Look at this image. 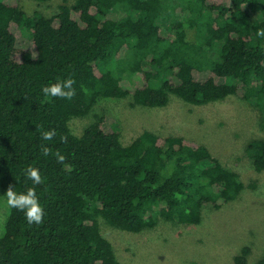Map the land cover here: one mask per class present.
<instances>
[{
	"label": "trees",
	"instance_id": "1",
	"mask_svg": "<svg viewBox=\"0 0 264 264\" xmlns=\"http://www.w3.org/2000/svg\"><path fill=\"white\" fill-rule=\"evenodd\" d=\"M258 29L264 0H63L47 15L0 0V197L35 187L44 209L40 224L10 209L0 264H126L100 220L132 233L158 218L196 225L204 208L233 200L239 175L194 139L143 130L124 144L107 114L79 135L69 122L104 98L159 108L172 96L193 105L237 96L262 112L264 130ZM68 78L71 99L45 97L44 87ZM245 152L262 172L264 138ZM29 166L39 185L25 178ZM249 253L243 246L234 263Z\"/></svg>",
	"mask_w": 264,
	"mask_h": 264
},
{
	"label": "rangeland",
	"instance_id": "2",
	"mask_svg": "<svg viewBox=\"0 0 264 264\" xmlns=\"http://www.w3.org/2000/svg\"><path fill=\"white\" fill-rule=\"evenodd\" d=\"M63 0H20L25 11L52 14ZM71 2L72 0H67ZM113 118L111 127L124 144L143 130L159 135H182L208 147L212 156L237 172L244 187L218 209L206 207L201 222L183 225L158 218L153 228L132 233L100 220L101 234L112 244L117 259L126 264H235L243 246L250 248L247 264L264 254V170L257 172L245 152L246 144L264 138L262 112L237 97L193 105L172 96L159 108L131 106L127 100L99 99L91 112L74 117L69 126L81 134L95 116ZM2 197V196H1ZM10 209L0 199V237Z\"/></svg>",
	"mask_w": 264,
	"mask_h": 264
},
{
	"label": "clouds",
	"instance_id": "3",
	"mask_svg": "<svg viewBox=\"0 0 264 264\" xmlns=\"http://www.w3.org/2000/svg\"><path fill=\"white\" fill-rule=\"evenodd\" d=\"M258 37H264V29H258L256 32ZM75 81L71 78L58 80L54 84H50L42 89L45 97H58L64 99H71L75 94L73 84ZM55 135L54 131H45L42 133L44 140H51ZM49 150L44 149V155H47ZM58 161L62 162L64 157L57 154ZM24 176L27 180H31L33 185H39L42 182V177L39 169L29 166L24 170ZM3 200L7 208L16 209L23 212L24 218L28 224H40L44 217V209L39 202L35 187L27 188L25 191L17 192L14 187L9 186L5 190L3 196L0 197ZM0 223V228H2Z\"/></svg>",
	"mask_w": 264,
	"mask_h": 264
}]
</instances>
